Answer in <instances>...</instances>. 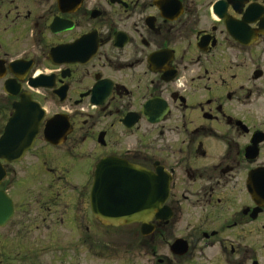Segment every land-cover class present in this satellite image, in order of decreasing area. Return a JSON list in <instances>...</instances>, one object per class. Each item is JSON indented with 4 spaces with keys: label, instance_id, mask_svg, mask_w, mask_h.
Here are the masks:
<instances>
[{
    "label": "flooded vegetation",
    "instance_id": "af4514ba",
    "mask_svg": "<svg viewBox=\"0 0 264 264\" xmlns=\"http://www.w3.org/2000/svg\"><path fill=\"white\" fill-rule=\"evenodd\" d=\"M22 102L42 114L0 159V264H32L34 230L96 264L99 225L144 264H264V0H0V136ZM103 159L142 220L92 212Z\"/></svg>",
    "mask_w": 264,
    "mask_h": 264
},
{
    "label": "water",
    "instance_id": "95a60500",
    "mask_svg": "<svg viewBox=\"0 0 264 264\" xmlns=\"http://www.w3.org/2000/svg\"><path fill=\"white\" fill-rule=\"evenodd\" d=\"M29 106L32 110L38 111L33 112ZM14 107L15 111L0 136V159L5 162L19 160L32 146L36 135V124L42 114V110L37 105L29 102L28 104L22 102ZM107 163L108 160H101L95 170L94 181L90 190L92 212L100 222L106 225H119L142 220V215L144 216L142 209L144 206L147 208L151 202L134 199L133 193L128 191L126 186L111 183ZM3 176L4 171L0 165V180ZM162 189L165 190L166 185H162ZM165 198L166 193L163 194L160 203H163ZM11 212L10 199L1 191L0 224L9 218Z\"/></svg>",
    "mask_w": 264,
    "mask_h": 264
},
{
    "label": "rangeland",
    "instance_id": "374dc122",
    "mask_svg": "<svg viewBox=\"0 0 264 264\" xmlns=\"http://www.w3.org/2000/svg\"><path fill=\"white\" fill-rule=\"evenodd\" d=\"M39 232L36 230L28 234L25 231L18 232V236L22 237L24 243L28 242L26 239L27 235L28 244L33 246L32 264H60L59 252L52 247L49 249L44 248L47 245L44 243L47 239H51L52 235ZM4 235L9 239V235ZM138 237V232L128 236L127 233H123V230L105 229V227L99 225L97 245L99 255L96 264H144L142 260L146 259L147 256H144L137 245ZM124 241L129 243L128 246L123 244ZM51 243L49 245L55 244L54 242ZM22 252L24 253V251ZM76 260L75 258L72 259L73 264H76ZM63 262L65 263L62 264H70L68 253ZM87 264H90V262L87 261Z\"/></svg>",
    "mask_w": 264,
    "mask_h": 264
}]
</instances>
